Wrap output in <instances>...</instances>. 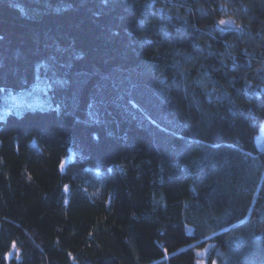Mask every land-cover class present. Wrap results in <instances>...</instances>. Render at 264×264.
<instances>
[{
    "label": "trees",
    "instance_id": "1",
    "mask_svg": "<svg viewBox=\"0 0 264 264\" xmlns=\"http://www.w3.org/2000/svg\"><path fill=\"white\" fill-rule=\"evenodd\" d=\"M263 88L264 0H0V264H264Z\"/></svg>",
    "mask_w": 264,
    "mask_h": 264
},
{
    "label": "rangeland",
    "instance_id": "2",
    "mask_svg": "<svg viewBox=\"0 0 264 264\" xmlns=\"http://www.w3.org/2000/svg\"><path fill=\"white\" fill-rule=\"evenodd\" d=\"M227 24L231 26V22H227ZM47 95L48 90L42 84H37L29 90L11 92L4 97V104L1 108V118L4 119L6 115L11 112L20 115L28 110H48L51 108V102L47 98ZM257 142L259 148L264 152V126L257 137ZM11 256H13V254H11ZM199 257L198 264H209L207 249L200 251Z\"/></svg>",
    "mask_w": 264,
    "mask_h": 264
},
{
    "label": "water",
    "instance_id": "3",
    "mask_svg": "<svg viewBox=\"0 0 264 264\" xmlns=\"http://www.w3.org/2000/svg\"><path fill=\"white\" fill-rule=\"evenodd\" d=\"M224 28H226V29H230L231 27H230V26H225Z\"/></svg>",
    "mask_w": 264,
    "mask_h": 264
},
{
    "label": "snow or ice",
    "instance_id": "4",
    "mask_svg": "<svg viewBox=\"0 0 264 264\" xmlns=\"http://www.w3.org/2000/svg\"><path fill=\"white\" fill-rule=\"evenodd\" d=\"M221 24L225 23V21H220Z\"/></svg>",
    "mask_w": 264,
    "mask_h": 264
}]
</instances>
